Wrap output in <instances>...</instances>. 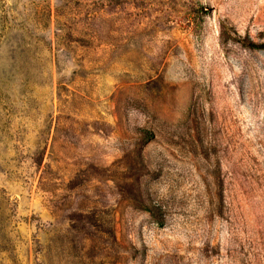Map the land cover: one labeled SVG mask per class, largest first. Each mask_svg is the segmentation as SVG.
<instances>
[{
    "label": "rangeland",
    "instance_id": "374dc122",
    "mask_svg": "<svg viewBox=\"0 0 264 264\" xmlns=\"http://www.w3.org/2000/svg\"><path fill=\"white\" fill-rule=\"evenodd\" d=\"M0 264H264V0H0Z\"/></svg>",
    "mask_w": 264,
    "mask_h": 264
}]
</instances>
